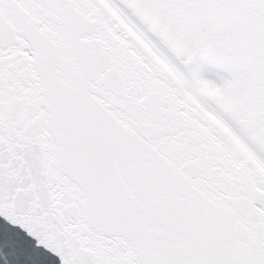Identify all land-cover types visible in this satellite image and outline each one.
Wrapping results in <instances>:
<instances>
[{
    "label": "snow or ice",
    "instance_id": "snow-or-ice-1",
    "mask_svg": "<svg viewBox=\"0 0 264 264\" xmlns=\"http://www.w3.org/2000/svg\"><path fill=\"white\" fill-rule=\"evenodd\" d=\"M0 264H264V0H0Z\"/></svg>",
    "mask_w": 264,
    "mask_h": 264
}]
</instances>
